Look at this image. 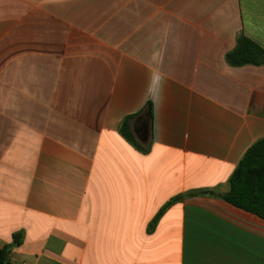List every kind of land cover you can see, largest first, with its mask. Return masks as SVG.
<instances>
[{"label": "crops", "instance_id": "crops-1", "mask_svg": "<svg viewBox=\"0 0 264 264\" xmlns=\"http://www.w3.org/2000/svg\"><path fill=\"white\" fill-rule=\"evenodd\" d=\"M240 34L264 49V0H0L9 264H264V218L220 197L264 137Z\"/></svg>", "mask_w": 264, "mask_h": 264}, {"label": "trees", "instance_id": "trees-1", "mask_svg": "<svg viewBox=\"0 0 264 264\" xmlns=\"http://www.w3.org/2000/svg\"><path fill=\"white\" fill-rule=\"evenodd\" d=\"M225 60L233 66L245 64L261 65L264 64V49L246 36L240 34L237 37L234 48L226 53ZM148 107L147 105L146 108ZM132 117L134 115L127 117L121 123L119 133L133 147L146 152L149 143L142 146L127 126V121ZM228 184L229 188L227 192L220 195L222 199L264 218V137L256 140L247 148L232 171ZM201 193L206 194L207 192L202 191ZM179 198L181 196L175 197L171 201L178 200ZM169 202L161 207L152 219L150 226L156 222ZM21 241L22 233L15 232L12 235L11 241L0 247V264L10 263L11 251Z\"/></svg>", "mask_w": 264, "mask_h": 264}]
</instances>
